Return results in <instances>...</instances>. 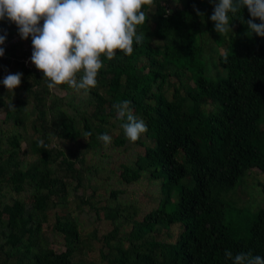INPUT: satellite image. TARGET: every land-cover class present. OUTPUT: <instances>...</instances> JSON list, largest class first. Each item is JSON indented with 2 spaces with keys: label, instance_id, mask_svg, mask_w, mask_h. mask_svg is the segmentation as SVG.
<instances>
[{
  "label": "trees",
  "instance_id": "trees-1",
  "mask_svg": "<svg viewBox=\"0 0 264 264\" xmlns=\"http://www.w3.org/2000/svg\"><path fill=\"white\" fill-rule=\"evenodd\" d=\"M177 2L154 0L153 6H145L146 22L138 26L145 40L134 44L132 55L117 51L112 60L101 57L104 67L97 87L87 92L80 127L64 109L72 105L65 102L67 94H53L43 72L34 64H23L32 51L22 49V43L32 47L31 37L3 47L0 67H18L23 76L17 88L24 87L25 93L21 100L16 98L19 103L13 113L5 111V118H12L16 128L5 136L10 149L0 159V264H233L225 250L233 256L251 252L264 257V184H257L262 197L258 202L263 205L258 206L246 235L231 233L225 222L234 199L232 190L241 178L252 168L264 172V36L248 31L245 23L252 17L247 7L236 17L230 14L233 30L220 35L210 19L214 3ZM5 32L6 41L19 34L7 18L0 20V35ZM24 99L33 101L30 126L39 136L29 140L37 163L26 168L18 161L26 138L19 131L27 120L22 116ZM124 99L148 130L147 141L142 136L136 141L141 151L132 164H119L120 178L129 184L147 174L159 183L162 196L143 214L133 203L107 206L106 217L121 222L100 236L95 231L90 235L100 242L98 259L76 257L95 245L82 237L76 219L55 213L52 229L63 244V250L57 251L43 225L48 211L63 204L62 175L70 173L78 185L82 180L75 168L80 158L64 156L61 149L49 146L50 139L56 136L66 144L82 134L96 139L94 130L107 133L102 125L124 122L113 107ZM76 107L73 111L78 114ZM126 140L121 134L113 145L121 146ZM49 162L63 174L53 172ZM28 187L24 198L21 193ZM118 194L110 191V199ZM81 204L80 209L87 206L95 212L100 207L98 199L82 198ZM236 204L243 206L239 200ZM172 225L178 226L176 233Z\"/></svg>",
  "mask_w": 264,
  "mask_h": 264
},
{
  "label": "clouds",
  "instance_id": "clouds-1",
  "mask_svg": "<svg viewBox=\"0 0 264 264\" xmlns=\"http://www.w3.org/2000/svg\"><path fill=\"white\" fill-rule=\"evenodd\" d=\"M210 2L215 5L210 19L220 35L233 30L230 14L236 17L241 8L247 7L252 19L241 22L251 33L264 36V0ZM153 4L154 0H0V20L7 18L15 23L21 38L31 37V62L43 72L49 90L66 84L76 92L87 93L98 85V74L104 67L102 56L112 60L117 51L132 55L134 44L145 40L138 26L146 22L145 6ZM196 11L203 15L199 9ZM257 18L260 23L254 22ZM6 39L5 32L0 35V45ZM4 54L5 49L0 47V57ZM22 76L20 72L9 73L2 83L14 93ZM5 97L8 109L16 110ZM113 107L124 121L121 127L129 141L136 142L147 132L146 122L133 113L129 100H121ZM98 139L106 145L112 142L108 133ZM225 256L233 264H264V257L251 252L233 256L231 250H225Z\"/></svg>",
  "mask_w": 264,
  "mask_h": 264
},
{
  "label": "rangeland",
  "instance_id": "rangeland-1",
  "mask_svg": "<svg viewBox=\"0 0 264 264\" xmlns=\"http://www.w3.org/2000/svg\"><path fill=\"white\" fill-rule=\"evenodd\" d=\"M150 11L152 9L150 8ZM22 49L27 51H32V47L29 43H22ZM28 56V55H27ZM22 58L19 59L20 62ZM26 65L33 64L31 59H26ZM23 63V62H22ZM25 65V62L23 63ZM7 68L3 69L0 67V79H4L9 73H15L18 71V67L11 64H6ZM53 94L58 96L66 95L65 102H71V106L67 104L64 106V109L74 115L75 123L77 127L81 126V116L83 115V109L88 101V95L83 90L76 92L73 89L64 90L60 86L51 90ZM25 93L24 87H20L14 90V93L9 92L8 89L0 83V97L3 102V105L0 106V159H5L8 155L10 146L7 144L6 137L14 129L15 124L13 119L5 118L6 110H8L7 104L4 102V97L16 106L17 109V97H20V100L23 98ZM23 113L22 116H26L27 120L25 122V127L20 125L19 131H22L25 134V139L21 142V154L18 158V161L21 163L23 168L29 167L33 163H37V157L34 153L30 151L29 140L33 138H38V134L32 132L31 121L35 115L33 109V101L31 99H24L23 104ZM77 106V107H76ZM76 107L80 111L76 114L73 111V108ZM90 111L89 109H87ZM11 113L14 111L10 110ZM82 113V115H80ZM262 123V122H261ZM121 123H115L113 126L110 124L102 125L103 128L107 129V133L112 136V142L110 144H105L103 141L98 139V132L94 130V133L97 135L96 139H90L86 135L82 134L81 139L66 144L60 138L52 136L49 142V146L61 149L64 153V156H68L73 159V156H78L80 159L76 161L75 168H78L81 176V185L77 184V180L74 179L70 173L62 175L63 180L66 183V193L65 196H62L63 204L56 205L52 207V210L48 211V221L43 225L44 232L47 237L52 239L53 248L57 251L63 250V244L54 230L52 229L54 215L55 213L64 215L65 217L76 219L80 225L82 232V237H86L89 242H93L95 245L94 250L87 253L86 251L80 255H76L77 258H95L98 259V246L100 242L94 241L92 238L93 232H97V236L107 233L112 229L114 224H119L121 221L117 220L112 222L108 217H106L107 206H113L117 203L127 204L133 203V205L139 207L140 214H143L149 211L151 208L156 206L159 199L161 198V193L159 190V183L151 181L148 179L147 174L142 175L140 179L132 183H125L119 175L120 163L132 164L135 156L141 151V146L137 142H131L128 139L123 145H113V140L115 137L124 134V130L121 127ZM102 128V127H101ZM143 140L147 141V138L144 134L141 135ZM49 168L53 172H58L63 174V172L58 171L54 162H49ZM258 183L264 184V172L260 171L257 168L250 169L246 175H244L239 184L234 190H232V198L230 206H228L227 216L225 222L229 227V231L235 235H246V229L249 225V222L253 219L258 206L263 205L259 204L258 201H261L260 188L257 186ZM115 190L119 191V194L115 199H110V191ZM30 191L29 187L21 196L26 198L28 192ZM90 199L95 201L98 199L100 207L98 211L95 212L93 209L89 210L87 206L80 209L81 199ZM57 199V197H55ZM5 200H10L8 197ZM236 200L240 201V204L243 203V206L236 204ZM127 229V227H125ZM177 225H172V232L176 233L178 231ZM86 241V240H84Z\"/></svg>",
  "mask_w": 264,
  "mask_h": 264
},
{
  "label": "built area",
  "instance_id": "built-area-1",
  "mask_svg": "<svg viewBox=\"0 0 264 264\" xmlns=\"http://www.w3.org/2000/svg\"><path fill=\"white\" fill-rule=\"evenodd\" d=\"M20 38H21L20 34H14L9 40L5 41L3 45H0V47H7L12 43H16L18 40H20ZM3 57H5V55ZM25 63H27V60H25Z\"/></svg>",
  "mask_w": 264,
  "mask_h": 264
}]
</instances>
